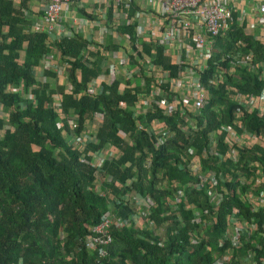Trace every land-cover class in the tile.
Here are the masks:
<instances>
[{"label":"trees","instance_id":"obj_1","mask_svg":"<svg viewBox=\"0 0 264 264\" xmlns=\"http://www.w3.org/2000/svg\"><path fill=\"white\" fill-rule=\"evenodd\" d=\"M27 1L21 0L16 9L11 0H0V108L6 112L5 117L0 116V264H212L214 254L221 256L229 247L219 246L229 209L240 207L241 217L264 225V213L253 215L237 198L230 197L217 213L215 225L203 226L206 239L200 244H193L187 233L192 229L189 219L193 218L194 211L202 215L211 205L207 195L209 185L206 183L202 188L185 189L179 204L184 201L189 203L183 215L186 226L180 228L173 219L175 225L168 227L162 247L156 244L160 239L150 232H141L134 222L111 232L112 242L106 248V258H99L96 252L86 250L84 240L89 234L88 229L99 223L111 202L94 192L92 169L88 163L78 160V152L66 144L64 132L67 129H58L57 115L45 107L46 103H51V94L58 91L62 96L64 113L77 117V136L85 129V121L91 119L94 113L106 112L105 122L97 132L95 141L88 142L87 150L96 151L108 144L118 145L122 156L106 162L102 171L122 184L127 183L128 179L134 181L131 187H125L122 192L111 184H103L102 190L114 197L130 189L141 196L150 195L156 204L150 215L156 225L167 221L159 214L164 213L169 201L175 200L172 192L176 194V191L171 192L169 187L161 192L155 191L152 186L154 181L148 175L154 176L159 170H164L169 179L178 182L181 187L191 182L181 169L182 160L178 158L180 150L190 145L199 149L209 130L231 123L235 106L228 101L224 86L210 89L211 101L197 118L198 121L206 120L207 125L195 136H187L175 129L182 123L178 117L165 118L159 111H150L138 117L143 125L153 119L163 120L175 131L173 142L155 150L146 134H135L136 118L132 112L135 97L129 90L119 93L120 83L113 82L97 97L83 95L74 98L75 94L86 89L91 79L99 75L103 61L100 55H96L93 63L82 62L80 53L89 41L81 34L61 38L53 45L70 65L66 78L72 87L71 94L65 93L62 87L54 90L50 84L37 82L34 68L50 53V42L46 33L31 32V22L21 11L27 8ZM237 18L238 13L233 12L227 31L215 39L217 54L214 60L233 51L241 54L252 52L255 61L264 65V45L256 41L254 35L246 34L244 25ZM119 32L127 33L131 43L135 41L133 26H123ZM238 43H245L246 47H238ZM160 54L154 63L163 65L174 75L176 67ZM220 64L228 67L227 63ZM214 68L211 67L209 74ZM78 72L79 79L76 76ZM45 73V76H55L52 72ZM227 84L243 95H258L264 90V78L258 79L244 70H238V77H227ZM21 85L23 95L30 91L34 96L35 105L24 100L22 95L5 93L6 87L18 89ZM35 85L37 87L32 88ZM120 102L126 104L124 109L119 107ZM244 126L249 132L264 133V124L257 120L254 113L245 116ZM117 129L133 134V147L120 146ZM144 148L153 153L149 170L143 167ZM136 153H140V158H135ZM251 155L260 161L255 151ZM128 163L130 166L125 167ZM223 168L225 171V166ZM230 185L225 184L227 187ZM255 187V183L247 184L248 190ZM112 203L114 212L126 218L133 217L129 208ZM153 238L156 239L155 244L151 242ZM255 239L258 244L255 257L261 262L264 259V240ZM250 248V242L246 243L245 248L235 250L234 255H245ZM207 249L211 252L207 253Z\"/></svg>","mask_w":264,"mask_h":264},{"label":"built area","instance_id":"obj_2","mask_svg":"<svg viewBox=\"0 0 264 264\" xmlns=\"http://www.w3.org/2000/svg\"><path fill=\"white\" fill-rule=\"evenodd\" d=\"M81 1L45 0L43 19L39 25L41 28L37 31L46 33L49 38L52 37V40L49 41L50 53L34 68L35 78L40 84H49L48 81L51 80L44 76L40 78L37 70L39 67L43 72H52L55 76L50 85L62 87L67 94L72 92V87L66 78L70 65L67 59H62L51 43L64 37L72 38L82 26L91 25L77 24V31L73 30V32L64 30L62 26L64 8L79 4ZM108 1L113 3L116 14L123 20L122 25L133 26L135 41L131 43L127 33H120L113 25L101 24L102 36L88 40V44L80 53L84 63H93L95 56L100 55L103 59L100 73L91 79L83 92L75 94L74 98L83 95L97 97L113 82L120 83L119 93L129 90L135 97L132 106L133 116L136 118L135 134H146L150 144L158 150L175 140V131L171 130L163 120L153 119L143 125L138 117L145 116L150 111H159L165 118L178 117L182 120L180 126L177 125L175 128L179 132L187 136L198 135L207 125L206 120L202 119L199 122L197 118L201 110L211 101L210 89L216 90L224 86L228 101L235 106L231 123L220 124L209 130L204 135L200 149L190 145L180 150L178 158L182 160L181 169L194 177L192 181L181 187L176 181H170L164 170H159L153 178L152 176L150 178L153 179L155 189L159 192L167 187L176 189V199L170 203L171 206L183 199L186 188H202L208 183L207 195L211 205L210 209L204 211L205 215L210 211L215 214L223 200L235 194L239 195L243 202L247 201L252 210H264L263 163L246 161L244 158L248 154L252 156L251 152L254 151L258 157H264V133L249 132L244 128L245 116L250 113H254L257 120H261L264 124V90L258 95H243L227 84V77H238V70H244L257 76L258 79H263L264 65L255 61L252 52L241 54L233 51L214 60L217 54L215 39L224 35L232 13L236 12L230 6L231 0H106ZM261 2L262 0H258L259 14L252 17V21L244 13L238 14L237 19L240 24L247 19L246 34L250 35L259 28L258 35H254L253 32L254 39L264 45V3ZM95 25L97 26L96 23ZM74 28L75 26L72 27ZM111 38L116 40L118 45L121 44V47L111 45ZM113 47L117 48L113 49ZM238 47L245 48L246 45L238 43ZM158 53H161L160 56L164 60L167 59L170 65L176 67L174 75L163 65L154 63ZM220 63H227L228 67L224 68ZM211 65L215 68L209 74ZM76 76L79 79L80 73L78 72ZM36 87L35 85L32 88ZM22 90V85L18 89L6 87L5 93L22 95L24 100L35 105L31 92L28 91L23 95ZM50 97L51 103H46L45 107L53 110L57 115V128L67 129L64 132L67 136L66 144L78 152L80 162L88 163L94 181L101 179V182L111 184L121 192L125 187H131L132 180L128 179L127 183L122 184L102 171L106 162H112L122 156L118 145L108 144L96 151L87 150L88 142L95 141L97 132L103 126L106 112L102 110L94 113L91 119L85 121V129L77 136L75 135L78 127L77 117L64 113L61 105L62 96L58 91ZM119 107L124 109L126 104L120 102ZM116 135L121 147L134 146L131 132L117 129ZM256 147L258 149H255ZM143 154V167L149 170L153 153L144 148ZM135 158H140V153H136ZM129 166L128 163L125 167ZM224 166L225 171H223ZM248 183H255L256 187L248 190ZM225 184L231 185L227 187ZM99 194L103 195V192ZM115 203L121 208H129L133 212V217L123 218L114 213L112 208H108L101 215L99 223L88 229L89 234L84 240L86 250L91 253L96 252L99 258H106L108 256L106 248L112 242L111 232L133 225L134 222L141 232H150L153 237L160 239V242H156L155 238L151 239L153 244L156 242L158 246H163V241L167 238V228L173 223L158 226L151 220V211L155 209L156 204L150 195L141 196L134 189H130L117 196ZM237 213L238 211L233 209L228 218L230 227L225 232V238L238 247L240 237L246 233H256L260 240H264V232L261 233L256 226L238 220ZM194 218L199 222V213H195ZM205 224L208 225L203 221L200 225L203 228ZM253 243L258 247L256 241ZM228 253L215 264H235L239 261V258L234 260ZM244 263L257 264L252 251L245 256ZM260 264H264V259H261Z\"/></svg>","mask_w":264,"mask_h":264},{"label":"crops","instance_id":"obj_3","mask_svg":"<svg viewBox=\"0 0 264 264\" xmlns=\"http://www.w3.org/2000/svg\"><path fill=\"white\" fill-rule=\"evenodd\" d=\"M12 2L15 8L18 9L21 0H15ZM251 2L258 4V0H251ZM44 3L45 0H28L27 8L21 10L24 17L31 22V32H37L38 29L41 28L39 25L41 24V20L43 19L42 16L44 13ZM261 3H264V0H262ZM230 6L238 14H246L250 18V20L252 19V17H256L259 14L257 6L255 7L253 6V4H250L249 9L246 10V7L248 6L247 0H231ZM143 21H145V19H143ZM246 21L243 23L245 29ZM84 23H90L91 25H84ZM95 23L97 24V26L95 25ZM77 24H83L84 26H82L81 29H78V32L76 34H81L87 40H95V38H100L102 36L101 24H105L108 26L113 25L114 28H116V30L118 31L123 27V20L119 17L118 14H116L115 8L113 7V3L111 1L106 2V0H82L79 4L66 6L62 12V26L64 30L68 32H73V30L77 31ZM73 26H75L76 29H72ZM253 32L254 35H258L259 28H256ZM253 32L250 35H253ZM48 40H52V37L49 38L48 36ZM37 73L40 78L43 76L46 77L45 75H47L45 72L39 69V67ZM48 80L52 81V78ZM51 81H48V83L51 84ZM52 88L56 90L54 86H52ZM5 115L6 112L2 111V109L0 108V116L5 117Z\"/></svg>","mask_w":264,"mask_h":264},{"label":"clouds","instance_id":"obj_4","mask_svg":"<svg viewBox=\"0 0 264 264\" xmlns=\"http://www.w3.org/2000/svg\"><path fill=\"white\" fill-rule=\"evenodd\" d=\"M199 122H201V121H199ZM244 128H245V126H244ZM255 149H258L257 147L255 148ZM244 158L246 159V161H250V162H252V161H259V160H257V159H254L255 157H253L252 158V156L250 157V155L248 154L247 156H244ZM259 162H262L263 163V166H264V157H261L260 158V161ZM247 164L248 163H246V166H247ZM237 167H238V165H237ZM91 168V167H90ZM186 174H187V176L190 178V181H192V179L194 178L193 176H190L187 172H185ZM165 175H167L168 176V174H165ZM150 176H152V177H154L153 175H148V177H150ZM169 178V177H168ZM152 179V178H151ZM153 180V179H152ZM170 180V179H169ZM98 181V180H97ZM97 181H94V179H93V187H92V189L94 190V192H96L98 195H100L101 197H103V198H105V199H107V200H109L110 202H111V204L110 205H108V208H112L113 209V212H114V206H113V203L112 202H115V199L117 198V197H114L112 194H110V193H107V192H105L106 190L104 189V191L102 190V188H104V186H103V184H105L104 182H101L102 180L101 179H99V182H98V184H97ZM132 181H134V180H132ZM171 181V180H170ZM178 183V182H177ZM152 186H153V188H154V190L155 191H157L156 189H155V186H154V184H153V182H152ZM170 189H171V192H172V190L174 191H176V189H173V188H171L170 187ZM136 191V190H135ZM99 192H103V195L102 194H99ZM176 195H177V193L176 194H174L173 192H172V198L173 199H176ZM230 197H234V198H237L238 200H239V202H240V204H242L248 211H249V213H251V214H260V213H264V210H262V209H260V210H257V211H254V210H252V207L249 205V203L247 202V201H245V202H243L242 200H240V198H239V195H237V194H235V195H233V196H230ZM230 197H227V198H230ZM154 200V199H153ZM226 199H224L223 200V202L225 201ZM174 202V200L173 201H169L168 202V204H167V209L164 211V213H160L159 214V216H161V218H167V221L165 222V223H162V224H160V225H158V226H161V225H164V224H166V223H173V225H170V226H174L175 224H174V221H173V219L175 220V222H177L178 224H179V227L180 228H184L186 225V222H185V219H184V214H185V212H187V210L188 209H186V206L188 205L189 206V203L188 202H186V203H184L183 202V204H179V202H178V204H176V205H173V206H171L170 205V203H173ZM223 202L220 204V206H219V208H218V210H217V212L215 213V214H213L214 212H212V211H210V213L209 214H207V215H205L204 214V212L202 213V215H200V213H199V211H194V215H195V213H199V222H197L196 221V219L194 218V216H193V218H190L189 219V222H190V224L192 225V229H190L187 233H188V237H190V240H191V242L193 243V244H200V242L201 241H203L204 239H206V233H205V230H204V227L202 228L201 227V223L203 222V221H205V222H207L208 223V225H215V223L217 222V213L219 212V210L221 209V207H222V205H223ZM119 207V206H118ZM209 209H210V207H209ZM233 209H236L237 211H238V213H237V219L239 220H241L243 223H247V224H250V225H254V226H256L257 227V230L259 231V232H261V233H263L264 232V225H262V226H260L258 223H257V221H255L254 219H246V218H243V217H241V213H240V211H241V208L240 207H235V208H233ZM233 209H229L228 210V214L226 215V217H225V232H226V230L230 227V224H229V222H228V218H229V216L231 215V213H232V210ZM108 210V209H107ZM114 213H116V212H114ZM117 214V213H116ZM119 215V214H118ZM121 216V215H120ZM123 217V216H122ZM123 218H126V217H123ZM130 219V218H129ZM151 220H153L154 222H155V220L154 219H152V217H151ZM155 224H156V222H155ZM169 227V226H168ZM259 228H261V229H259ZM123 229V228H122ZM167 230H168V228H167ZM225 232H224V234L222 235V238H221V240L219 241V246L220 247H223V246H225V245H228L229 247H228V249L226 250V252L225 253H223L221 256H219V255H217V254H214V262L212 263V264H215V262L216 261H218V260H221L228 252V254L230 255V256H232L233 257V259L235 260V258H239V261L238 262H236L235 264H245L244 263V259H245V256H247V254H248V252L249 251H252L253 252V254H254V261L257 263V264H260V261H259V259H256V257H255V254H256V252H255V250H257V248L258 247H256L255 245H254V241H256L257 242V240L255 239V238H259V236L256 234V233H253V234H248V233H246V234H244L242 237H240V239H239V247L238 246H234V245H232L231 244V242H229L226 238H225ZM149 233V232H148ZM255 239V240H254ZM258 240H260V239H258ZM261 241V240H260ZM250 242V245H251V248L249 249V250H247V252H246V254L245 255H241V254H239V255H234V252H235V250H238V251H240V250H243V248H245V246H246V243H249ZM256 245L258 246V244L256 243ZM232 246V247H231ZM252 248H254V249H252ZM208 252H211V250H209V249H207V253Z\"/></svg>","mask_w":264,"mask_h":264},{"label":"rangeland","instance_id":"obj_5","mask_svg":"<svg viewBox=\"0 0 264 264\" xmlns=\"http://www.w3.org/2000/svg\"><path fill=\"white\" fill-rule=\"evenodd\" d=\"M248 1V6L246 7V10H248L249 9V6H250V4L252 5L253 4V6H258V4L257 3H252L251 2V0H247ZM94 42V41H93ZM109 43L107 42V45H108ZM110 44L111 45H114V46H119V47H121V44H117V42H116V40H114V39H112L111 38V41H110ZM52 45V47H53V45H54V43H52L51 44ZM110 49H112V48H110ZM46 78H48V79H51V78H53V77H51V76H46ZM55 87V86H54ZM55 88H58V86H56ZM98 182H99V180L97 181V184H98Z\"/></svg>","mask_w":264,"mask_h":264}]
</instances>
